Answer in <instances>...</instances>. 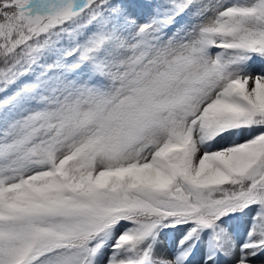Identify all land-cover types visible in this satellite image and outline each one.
Returning <instances> with one entry per match:
<instances>
[{
  "label": "snow or ice",
  "instance_id": "obj_1",
  "mask_svg": "<svg viewBox=\"0 0 264 264\" xmlns=\"http://www.w3.org/2000/svg\"><path fill=\"white\" fill-rule=\"evenodd\" d=\"M0 264H264V0H0Z\"/></svg>",
  "mask_w": 264,
  "mask_h": 264
}]
</instances>
